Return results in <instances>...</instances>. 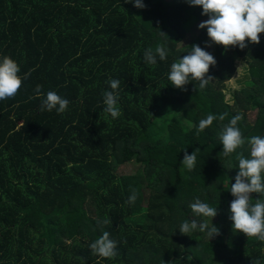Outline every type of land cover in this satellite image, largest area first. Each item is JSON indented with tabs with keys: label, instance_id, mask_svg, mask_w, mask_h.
<instances>
[{
	"label": "trees",
	"instance_id": "1",
	"mask_svg": "<svg viewBox=\"0 0 264 264\" xmlns=\"http://www.w3.org/2000/svg\"><path fill=\"white\" fill-rule=\"evenodd\" d=\"M142 2L143 9L128 0H0V62L14 60L22 79L14 98L0 100V264H264V241L232 228L225 236L227 226L218 224L230 216L225 189L238 174L236 153L222 154L224 126L243 117L245 144L236 152L245 158L248 140L264 137V33L243 50L211 48L207 29L199 28L209 19L201 7ZM159 45L166 60L147 64L144 52ZM192 45L213 55L207 75L215 80L178 89L168 79L171 65ZM242 58L250 80L234 91L227 83ZM110 79L120 81L118 118L103 110ZM49 91L69 101L64 113L41 110ZM250 109L258 110L253 123ZM209 114L217 119L197 135ZM197 148L189 172L184 152ZM133 162L145 166L143 178L117 174ZM197 199L217 208L208 225L219 235L211 241L179 231L197 218ZM104 231L117 243L114 258L89 247Z\"/></svg>",
	"mask_w": 264,
	"mask_h": 264
},
{
	"label": "clouds",
	"instance_id": "2",
	"mask_svg": "<svg viewBox=\"0 0 264 264\" xmlns=\"http://www.w3.org/2000/svg\"><path fill=\"white\" fill-rule=\"evenodd\" d=\"M128 2H133L138 9L145 7L142 0H128ZM187 2L190 6L201 7L202 15L209 17L205 22L200 23L199 28L207 29V35L213 44L223 46L225 50L229 47H239L243 50L247 47L246 41L257 45L260 43V34L264 33V0H187ZM160 32L167 38L162 31ZM190 49L191 51L183 58L172 63L168 79L178 89H184V86L191 83L192 80L198 81L200 89H204L209 82L215 80L214 77L207 74L210 66L216 64V60L213 55L203 50L199 45H192ZM157 56L160 61L166 60L167 51L163 45L157 46L155 52L151 48L147 49L143 59L147 64L155 65ZM19 72L18 64L10 57H4L0 62V100L15 97L22 85ZM28 75L25 74L24 79H27ZM107 83L111 91H105L103 94L105 105L103 110L112 118H118L120 116L117 106L120 81L110 79ZM35 92L37 96L43 95L42 86L37 85ZM68 104L67 99L62 98L54 91H49L42 101L41 110H55L57 114H62L66 111ZM226 115L227 113L221 114L218 119L223 121ZM242 118L241 115L232 117L220 134L223 156L230 157L236 153L238 160V174L235 177V183L230 187V193L234 197L230 204V219L233 222L232 229L238 233H243L248 238L264 241V181H262L264 137L253 136L248 140L250 158H245L243 153H237L236 150L245 144L238 127V122ZM216 119L215 115L209 114L205 119L200 120L196 130L197 135L211 126ZM199 151L200 149L197 148L191 155L186 150L184 152L182 164L189 172L194 170ZM254 193L258 194L260 199L253 200L252 194ZM137 196L138 193L134 191L129 196L127 203H134ZM253 201L255 202L253 203ZM191 209L197 216L212 219L218 214L217 208L210 207L209 204L203 203L199 199L191 204ZM109 222V220L103 221L104 224ZM197 228L201 233L207 231L210 240L219 235V229L213 225L209 229L206 221L199 225L195 220L191 223L184 222L179 231L182 235H186ZM89 247L92 254L99 257L114 258L117 255V243L110 239L108 231H104Z\"/></svg>",
	"mask_w": 264,
	"mask_h": 264
},
{
	"label": "rangeland",
	"instance_id": "3",
	"mask_svg": "<svg viewBox=\"0 0 264 264\" xmlns=\"http://www.w3.org/2000/svg\"><path fill=\"white\" fill-rule=\"evenodd\" d=\"M202 22H205V21H202ZM196 30L197 29H195V31ZM190 37H193V36H190ZM182 43L185 44L186 42L185 41L184 42H180L178 45L181 46ZM209 43H210L209 45H211L210 46L211 48H215V46H216L215 44H213L211 41H209ZM181 54H183V52ZM235 65H236V72H235L233 78L231 80H229L227 84H228V87L231 88L232 90L241 91L243 88L248 86V84H247L248 82L247 81L250 80V75H249V72H248L249 61L247 60V58L238 59V60L235 61ZM229 98H230V94H227V99H229ZM231 103L233 104L234 102H231ZM194 113H195V111L187 113L190 121H192V118H194ZM257 113H258L257 109L256 110L255 109H253V110L250 109V110L247 111V117H248L249 123H253V121L257 117ZM184 117H185V115L182 116V119ZM184 119H185V124L184 125H190V121H188L186 119V117ZM144 169H145V166H142V165H139L136 162H133L131 164L123 166L122 169L118 170L117 174L119 176L135 175V176H139V177L143 178ZM225 190H227L228 193H229L228 196H227L228 197L227 200H229V201H227V203L230 205L231 202L233 201L234 197L231 195L230 189H225ZM148 195H149V192L147 190H145V198H147ZM195 201L196 200H193V203H195ZM93 205L94 204L90 203V206H88L87 208L89 210H92L93 209V207H92ZM221 206H224V205L221 204ZM226 208L230 209V206L226 207ZM192 216L193 215H191V217ZM221 216L223 217V220L220 219ZM221 216L218 217V219H219V223L218 224L220 226H223V224H225V226H227V231H226L225 236H227L228 234L233 235L232 232H231L232 223H233L232 220L230 219L231 213H230V216H226V213L221 215ZM193 220H195L198 225L200 223H202V222H205V221L207 223H210L211 221H213L212 218L203 217V216H197V218H195V219L193 218ZM188 235H190V236L195 235L194 236L195 240L198 239L199 236L202 237V239L204 241H211L212 240V239L210 240V238L208 237L207 231L204 232V233H201L199 231V228H197L196 230L190 232ZM225 236H224V238H225ZM213 238H215V236ZM243 238H245V236H243Z\"/></svg>",
	"mask_w": 264,
	"mask_h": 264
}]
</instances>
